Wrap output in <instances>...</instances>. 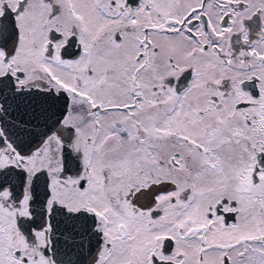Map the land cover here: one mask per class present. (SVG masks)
<instances>
[{
    "label": "snow or ice",
    "instance_id": "1",
    "mask_svg": "<svg viewBox=\"0 0 264 264\" xmlns=\"http://www.w3.org/2000/svg\"><path fill=\"white\" fill-rule=\"evenodd\" d=\"M0 264H264V0H0Z\"/></svg>",
    "mask_w": 264,
    "mask_h": 264
}]
</instances>
